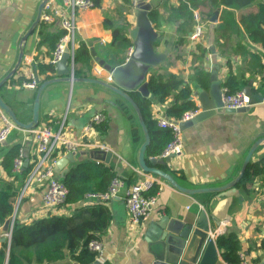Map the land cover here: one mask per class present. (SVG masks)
I'll use <instances>...</instances> for the list:
<instances>
[{
    "label": "crops",
    "instance_id": "1",
    "mask_svg": "<svg viewBox=\"0 0 264 264\" xmlns=\"http://www.w3.org/2000/svg\"><path fill=\"white\" fill-rule=\"evenodd\" d=\"M39 1L0 0V79L13 67L20 40L35 19ZM146 1H149L158 13L155 21L158 23L157 27L151 20L154 28L160 33L159 37L161 36L155 49L166 52L163 61L169 62V71L179 74L190 86L191 78H195L194 72L201 71L209 78L210 70L215 67L221 87L231 72L236 77L238 85L250 83L253 93L260 89L264 90V77L261 74L264 47L250 39L241 22L248 15L257 13L260 2L264 0H254L242 8L227 9L229 11L223 10L224 6L221 5L214 9L208 18H201L202 32L199 37L191 39L189 33L192 30L187 29L186 42L180 45H176L174 40L183 33L177 29L183 18L176 17L170 11V7L178 5L179 0ZM131 9L123 0H100L99 5L76 12V41H83L90 53L88 64L81 62L75 64L85 75L83 77L104 79L107 74L105 69L96 74L95 67L98 66V62L91 54V47L96 55L112 65L123 63L128 58L132 49L128 30L133 27L135 21ZM214 14L215 20H212ZM41 21L40 19L24 40L19 67L0 86V95L4 101L10 105L17 117L25 122L31 118L37 86L30 88L23 83L34 73L32 63L35 64L37 72L38 62H49L51 55L49 44L40 43ZM45 23L47 24L45 29L48 31H54L58 27L54 21ZM193 26L191 25L192 29ZM187 27L186 25L185 28ZM116 28L123 29L129 43L112 41ZM197 44L204 49L202 53ZM156 67L157 65L150 68L149 72ZM53 75H56V70ZM42 77L38 75V78ZM192 99L198 106L197 97L194 96ZM170 102L171 96L162 101L154 100L151 104L153 117L164 114ZM96 111L103 112L105 120L102 129L95 128L94 139L106 143L107 150L111 151L112 155L105 161L94 155L93 149L82 146L76 152H71L74 161L67 160L64 167L68 171L72 164L85 160L103 163L115 175L121 177L124 180V187H127L140 177L142 171L137 165L136 156L143 141V131L134 108L119 94L92 82L49 83L40 93L38 124H48L55 131L60 129L63 136L72 139L90 140V136L85 137L83 127ZM78 120L83 125L81 130L77 127ZM182 131V148L168 161H164L166 166L164 170L186 187L223 184L237 174L250 144L258 134L264 132V93L262 100L251 104L246 111L216 112ZM16 142L26 149L25 158L31 159L30 156L33 154L31 132L29 129L16 126L7 138L0 142V163L5 150ZM66 153L61 151L55 161ZM250 161L264 164V143L257 146ZM53 168L55 170V162ZM55 175L62 180L63 177L57 171ZM0 177L5 180L11 179L1 164ZM247 185L244 179H241L233 193H215L209 197L205 193L212 192L183 193L160 178V182L150 189L157 194L156 204L149 216L135 229L127 226V213L120 192L119 196L104 203L110 210V221L98 238L103 246L102 264H166L167 254L163 247L161 249L156 243L164 238L166 230L172 225L193 220L201 209H204L208 216L212 215L218 220V226L214 228L218 234L234 232L241 243L240 251L250 264L257 263L264 257V247L261 246V240L264 238V181L262 177H255ZM43 190L44 185L35 182L27 188L19 201L18 193L16 194L13 200L14 204L17 203L16 209L14 208L15 220L29 222L48 214L41 208ZM123 190L122 188L121 191ZM234 197H238L235 202ZM95 204L98 203H90L85 198L80 202L81 206ZM73 208L62 205L49 213L69 215ZM62 262L72 263V260L66 254ZM221 262L222 258L218 264Z\"/></svg>",
    "mask_w": 264,
    "mask_h": 264
},
{
    "label": "trees",
    "instance_id": "2",
    "mask_svg": "<svg viewBox=\"0 0 264 264\" xmlns=\"http://www.w3.org/2000/svg\"><path fill=\"white\" fill-rule=\"evenodd\" d=\"M252 1L254 0H179L178 5L170 7L171 13L178 18H183L177 27L183 33L174 40V43L180 45L186 42V30H192L191 25L195 24L193 9L199 10L201 18H208L214 9L221 5L224 6L223 10L229 11L227 9L242 8ZM93 2L95 6L100 4V0H93ZM123 2L130 6V0H123ZM157 15V10L154 7L148 11V17L156 27L158 26V23H155ZM241 22L244 24L250 39L259 42L264 47V1L260 2V9L257 13L248 15ZM186 25L187 28H185ZM46 26L47 24L41 21L39 27L40 43L47 42L52 54L57 41L64 33V29L57 27L54 31H48L45 29ZM160 38L161 36L156 39L155 46L159 44ZM116 40L129 43L121 28H116L114 31L112 41L115 42ZM197 48L201 53L204 51L198 44ZM89 59L90 53L87 45L83 41L77 40L74 50L75 64L78 62L88 64ZM168 63L167 61L159 62L157 67L151 71L148 82L150 97L142 96L137 90L131 92V96L138 104L149 131L150 142L145 148V159L148 164L150 157L160 156L165 145L171 139L170 130L158 126L157 118L152 115L151 104L153 101H162L171 96V102L165 108L164 114L174 117H180L184 111L197 107L195 101L189 98L190 86L179 74L168 70ZM54 71L55 65L50 61L38 62L37 64V74L43 76L41 79L39 78L40 82L53 77ZM74 75L77 77L85 76L76 66ZM194 76L203 86L207 85L208 78L205 77L204 73L196 71ZM26 80H30V78ZM223 85L228 92L239 89L237 79L231 72L224 80ZM103 122L96 125V128L102 129ZM19 147L20 143L17 142L10 145L5 150L0 163L4 172L11 176L10 180L0 177V224H4L12 214L14 197L31 168V163H29L19 171H13V158ZM94 155L98 156V153L94 151ZM54 156H57V152ZM158 166L163 170L166 169L165 163L158 164ZM113 175H115L114 172L103 163H92L90 160H85L72 164L62 178L68 189L63 205L73 206L72 213L69 215L48 213L29 222L16 219L11 231L10 246L7 248L5 241L0 242V264H5L6 260L8 264H73V262L87 264L92 262L95 253L87 248V242L91 238H99L101 232L106 229L110 221V210L104 203L81 206L80 202L87 191L104 190ZM255 177H262L264 181V164L259 161H249L241 179H244L246 186H248L247 184L251 183ZM213 194L215 193H205L209 197ZM237 199L238 197H234L233 202ZM214 239L223 261L231 264L239 261L241 243L234 232L219 233ZM261 246L264 247V238L261 240ZM66 254L72 263L62 262Z\"/></svg>",
    "mask_w": 264,
    "mask_h": 264
},
{
    "label": "water",
    "instance_id": "3",
    "mask_svg": "<svg viewBox=\"0 0 264 264\" xmlns=\"http://www.w3.org/2000/svg\"><path fill=\"white\" fill-rule=\"evenodd\" d=\"M46 1L47 0L39 1L35 19L20 40L17 59L13 67L0 79V86L19 67L23 55L24 40L28 33L39 23ZM151 7L152 5L149 1L138 0L136 7L130 10L135 18L133 27L128 30V35L132 41V49L128 58L123 63L112 65L111 63L105 61V59L96 55L92 47L90 48L91 54L94 56L95 60H97L98 64L111 73L112 81H106L100 77H77L74 75L71 77L68 67L69 49L65 46L60 59L55 63V76L40 82L35 64L32 63L34 72L33 77L38 83V86L35 90V96L32 104V114L29 121H21L10 105L4 101L1 95L0 109L11 118L17 127L32 129L38 124L39 97L42 89L47 84L56 81H83L100 84L123 97L132 105L136 112L138 121L143 131V141L138 148L136 156L137 165L142 171L159 176L175 189L187 194H195L199 192H212L220 194H224V192L233 193L236 191V184L244 175L245 169L253 152L258 145L264 143V132L258 134V136H256L254 141L250 144L237 174L229 181L220 185L186 187L179 184L171 173L157 166V164L168 161L170 157L175 155L174 153H170L165 157H150V164H148L145 159V148L150 142L149 131L140 108L136 101L132 98L130 92L137 90L142 96L150 97L151 93L148 89V82L151 77V72H149V69L156 66L159 62H162L166 58L165 51H157L155 49L154 43L160 33L154 28L150 18L148 17V11ZM211 19L215 20V14L212 15ZM216 70L217 69L215 67L210 70L208 84L206 86H202L195 78H191L190 87L192 89V94L189 98L192 99L194 96L197 97L199 111L191 118L180 122L182 130L216 112H243L248 110L251 104L262 100L264 93L263 89H260L257 93H253L250 83L245 85L239 83V89L246 93L249 97L248 105L237 108L224 107L221 101V84L217 79ZM94 151L98 153V157L105 159V161H108L109 157L112 155V152L109 150L96 149ZM67 160L74 161L73 153L68 152L66 155L55 161V171H57L62 177H64L67 172V168L64 167ZM23 165H27L26 160ZM8 222L9 221L7 219L4 224L7 225ZM217 224L218 220L214 219L212 215L208 216L206 211L201 209L193 220L182 221L181 224L172 225V227L167 230L164 228L166 230L164 238L156 244L160 245L161 249L163 247L167 254L165 263L217 264L221 258V254L220 250L216 246L214 237L210 235V232L214 231V228L218 226ZM2 241H5L4 237H0V242ZM5 264H8L7 260ZM87 264H101V262L94 259L92 262ZM255 264H264V257L259 259Z\"/></svg>",
    "mask_w": 264,
    "mask_h": 264
},
{
    "label": "built area",
    "instance_id": "4",
    "mask_svg": "<svg viewBox=\"0 0 264 264\" xmlns=\"http://www.w3.org/2000/svg\"><path fill=\"white\" fill-rule=\"evenodd\" d=\"M138 0H130V7L135 8ZM93 0H47L42 14L41 20L44 22H56L58 27L64 29V33L60 36L56 43L55 48L50 56V62L55 65L62 55L65 46L69 49L68 67L70 76L74 75L75 61L74 50L76 45V20L75 14L78 10L94 7ZM193 20L195 22L192 31L189 33L191 39H195L201 35L202 24L200 13L197 9L192 10ZM96 74H100L104 71V68L98 64L95 67ZM107 71V70H106ZM261 74L264 77V63L261 68ZM106 81H112V76L109 71L104 78ZM30 88H36L37 82L35 81L33 74H31L30 80L23 83ZM248 95L242 90L238 89L234 92H228L225 86L221 87V101L224 107L237 108L248 105ZM190 109L183 112L180 117L167 116L165 114L158 115L157 124L160 127L168 128L171 133V139L165 145L160 156L165 157L170 153L179 152L182 148V136L183 131L180 127V122L187 120L194 116L199 110ZM2 126L0 127V142L5 140L11 130L16 127L11 118L0 110ZM105 120V115L101 111H96L90 120L84 125L83 131L85 137L90 136V140L72 139L63 136L60 129L55 131L48 124H38L34 128L29 129L33 138V154L31 159L25 158L26 149L22 146L19 147L17 154L13 158L12 169L14 172L19 171L24 165V161L27 160V164L31 163V168L28 171L22 186L19 189L17 199H21L25 191L31 184L38 182L44 185L42 194L41 208L44 213L52 212L61 207L67 197L68 189L64 182L56 177L55 170L53 168L57 152H76L82 146H88L89 148L107 150L108 146L103 141L94 139V133L96 125ZM160 182V178L155 174L149 172L140 171V177L136 179L129 186L124 187V180L113 175L107 187L104 190L87 191L84 194V198L88 202L94 203H106L112 198L119 196L122 192V198L127 213V226L130 229L138 227L150 214L157 201V194L150 193V189ZM124 189L121 191V189ZM17 203L14 204L16 209ZM15 209L8 218V224L3 226L0 224V237L5 238L7 248L11 243V231L15 220ZM217 231H211L210 235L216 237ZM87 248L94 251L95 257L101 262H104L103 246L98 238H91L87 242ZM221 264H231L222 260ZM235 264H250L242 251H239V261Z\"/></svg>",
    "mask_w": 264,
    "mask_h": 264
},
{
    "label": "rangeland",
    "instance_id": "5",
    "mask_svg": "<svg viewBox=\"0 0 264 264\" xmlns=\"http://www.w3.org/2000/svg\"><path fill=\"white\" fill-rule=\"evenodd\" d=\"M82 126H83V125L81 124V121L78 120V122H77V127H78V129L81 130Z\"/></svg>",
    "mask_w": 264,
    "mask_h": 264
}]
</instances>
